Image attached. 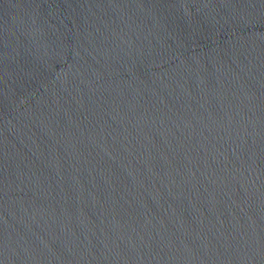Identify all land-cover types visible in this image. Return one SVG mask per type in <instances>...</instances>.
I'll use <instances>...</instances> for the list:
<instances>
[{
  "label": "water",
  "instance_id": "1",
  "mask_svg": "<svg viewBox=\"0 0 264 264\" xmlns=\"http://www.w3.org/2000/svg\"><path fill=\"white\" fill-rule=\"evenodd\" d=\"M0 264H264V0H0Z\"/></svg>",
  "mask_w": 264,
  "mask_h": 264
}]
</instances>
